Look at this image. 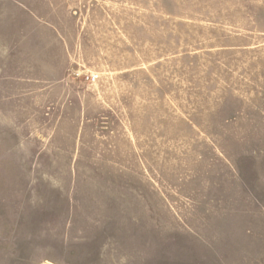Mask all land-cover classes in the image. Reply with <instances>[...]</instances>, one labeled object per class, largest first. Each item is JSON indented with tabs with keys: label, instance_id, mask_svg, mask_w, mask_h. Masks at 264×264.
Returning <instances> with one entry per match:
<instances>
[{
	"label": "rangeland",
	"instance_id": "obj_1",
	"mask_svg": "<svg viewBox=\"0 0 264 264\" xmlns=\"http://www.w3.org/2000/svg\"><path fill=\"white\" fill-rule=\"evenodd\" d=\"M24 1L0 0V264H264V0H38L39 38Z\"/></svg>",
	"mask_w": 264,
	"mask_h": 264
},
{
	"label": "crops",
	"instance_id": "obj_2",
	"mask_svg": "<svg viewBox=\"0 0 264 264\" xmlns=\"http://www.w3.org/2000/svg\"><path fill=\"white\" fill-rule=\"evenodd\" d=\"M21 4L24 5L27 9L29 8L28 9L29 12L26 13V15L23 14L21 17L20 16L16 17L15 15H14V17H12V16H10L11 14H6L7 15V19L14 20L15 22L23 20L27 24L29 23L32 26H30V27L28 26L29 28L25 29V30L29 31L28 33H30L32 36H35V37H38V38L41 36L39 31H42V32H44L46 34H49L50 33L49 31H52L51 28L49 29V28H47L44 25H39L38 24V26H35L33 24V22H32L33 21L32 15L35 16L39 20L41 18V14H40L41 8H40V4L38 3V0H30V2H28V0H25ZM28 4L31 5L34 9L30 8L28 6ZM35 11H36V14L38 16L35 14ZM9 17H11V18H9ZM33 27H34V29H33ZM10 30H13V29H10ZM32 31H35L36 33L32 34ZM40 44H42V45L38 48V50H32L30 52L31 55H29V51H26V53H28V54L26 55L25 58H27L31 62H36V63L43 62V63H46V61L48 60V58H47L48 54L53 52V50L48 46L49 44H45V43H40ZM35 52H37L38 54L35 55ZM40 53L43 54L45 57L44 56L42 57V55ZM38 66L39 65H37V67ZM41 66L44 67L45 65L43 64Z\"/></svg>",
	"mask_w": 264,
	"mask_h": 264
},
{
	"label": "built area",
	"instance_id": "obj_3",
	"mask_svg": "<svg viewBox=\"0 0 264 264\" xmlns=\"http://www.w3.org/2000/svg\"><path fill=\"white\" fill-rule=\"evenodd\" d=\"M96 79V76L95 75H91V76H88V80L90 81H94Z\"/></svg>",
	"mask_w": 264,
	"mask_h": 264
}]
</instances>
